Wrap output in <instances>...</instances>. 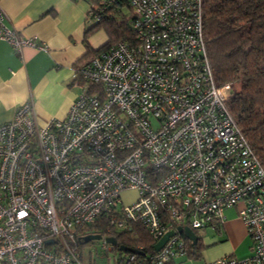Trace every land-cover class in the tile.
<instances>
[{
    "label": "built area",
    "instance_id": "obj_1",
    "mask_svg": "<svg viewBox=\"0 0 264 264\" xmlns=\"http://www.w3.org/2000/svg\"><path fill=\"white\" fill-rule=\"evenodd\" d=\"M88 1L94 20L118 2ZM125 1L132 37L79 66L83 89L63 118L39 124L26 101L0 123V264H88L79 241L102 218L156 241L173 231L145 258L100 234L108 264H170L199 255L200 238L192 244L179 227L220 230L228 208L250 253L202 264H264V166L229 108L232 85L216 83L203 0ZM6 19L0 6V41L47 49ZM127 191L137 196L125 203Z\"/></svg>",
    "mask_w": 264,
    "mask_h": 264
},
{
    "label": "crops",
    "instance_id": "obj_2",
    "mask_svg": "<svg viewBox=\"0 0 264 264\" xmlns=\"http://www.w3.org/2000/svg\"><path fill=\"white\" fill-rule=\"evenodd\" d=\"M0 6L10 27L47 45L46 50L26 46L16 52L0 41V123L10 120L16 107L26 101L32 103L39 124L63 118L83 89L76 79V66L91 57L89 50L95 51L106 41L105 32H87L84 0H0ZM224 217L219 232L228 235L233 246L247 240L250 247L235 208L224 210ZM182 262L183 258H178L170 264Z\"/></svg>",
    "mask_w": 264,
    "mask_h": 264
},
{
    "label": "trees",
    "instance_id": "obj_3",
    "mask_svg": "<svg viewBox=\"0 0 264 264\" xmlns=\"http://www.w3.org/2000/svg\"><path fill=\"white\" fill-rule=\"evenodd\" d=\"M131 11L125 0H118L99 10L98 20L85 13L87 32L103 29L108 35L98 49L88 51L89 56L132 37ZM203 36L216 83L232 85L229 108L264 166V0H203ZM86 228L90 234L114 235L118 249L140 248L141 258L155 252L156 239L139 224L133 231L116 232L102 218ZM202 246L197 241V254Z\"/></svg>",
    "mask_w": 264,
    "mask_h": 264
},
{
    "label": "rangeland",
    "instance_id": "obj_4",
    "mask_svg": "<svg viewBox=\"0 0 264 264\" xmlns=\"http://www.w3.org/2000/svg\"><path fill=\"white\" fill-rule=\"evenodd\" d=\"M84 2L86 3V6L89 7L90 1L84 0ZM104 32L106 37L105 40H107L108 39L107 32L106 31ZM225 94L229 95L230 92L225 91ZM136 196L137 194L134 191L124 192L123 201L125 203H128L132 201V199L135 198ZM196 232H197V237L200 238L199 241L200 244L203 245L200 248V253L199 255H192L190 257L183 258L182 264H202L204 260L209 261L220 255L222 256V255L230 254L231 252L238 258L245 257L250 253L249 242L247 240H242L236 246H233L231 240L228 238V235L224 236L223 235L224 233L221 234V232L216 231L214 229L206 227V228H200ZM220 234L223 235V237H221ZM220 238H224L225 240L219 241ZM90 241H92V243L88 241L81 246V253L83 257L86 258L87 260L86 263L89 264L92 261V263L95 264H108L105 252L103 249H101L100 241H98L97 239ZM109 254L110 256H113L114 259L119 258L118 251L116 252L110 251ZM112 264H116L115 260L112 262Z\"/></svg>",
    "mask_w": 264,
    "mask_h": 264
},
{
    "label": "water",
    "instance_id": "obj_5",
    "mask_svg": "<svg viewBox=\"0 0 264 264\" xmlns=\"http://www.w3.org/2000/svg\"><path fill=\"white\" fill-rule=\"evenodd\" d=\"M178 231L182 232L183 235L185 237H187L188 239L191 240V243L194 244L197 240V236L195 234V232L193 230H191L190 228L188 227H179L178 228ZM173 234V231H169L167 232L164 236H162L158 241H156V243L154 244V249L155 250H159L163 244L165 243V241L168 239V237L170 235ZM101 238V235L100 234H88V235H85L84 237H82V241L85 243V242H88L90 240H94V239H100ZM106 241H108L109 243L115 245L116 244V239L114 237H106ZM120 249L121 250H129V251H133L135 252L136 250L133 249V248H130V247H126V246H120Z\"/></svg>",
    "mask_w": 264,
    "mask_h": 264
}]
</instances>
